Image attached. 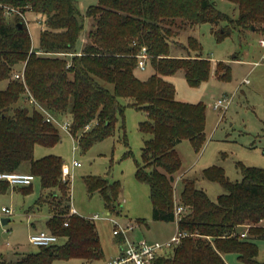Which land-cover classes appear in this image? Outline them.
I'll use <instances>...</instances> for the list:
<instances>
[{"label":"trees","instance_id":"16d2710c","mask_svg":"<svg viewBox=\"0 0 264 264\" xmlns=\"http://www.w3.org/2000/svg\"><path fill=\"white\" fill-rule=\"evenodd\" d=\"M0 1L24 14L33 13L41 25L39 46L33 48L28 24L20 16L7 17L0 6V84H4L0 87V173L19 171L28 163V172L42 185L37 204H48L52 212L47 229L64 240L40 247L14 264H52L73 258L92 262L104 257L95 222L70 214L71 185L62 176V157L35 158L37 145L53 147L61 141V129L45 121L41 110L27 101V90L56 117L71 119V134L83 152L114 134L127 105L146 113L139 130L148 138L141 161L136 162V178L149 186L152 219L177 221L178 232L184 234L170 256L160 257L155 264H227V253H235L244 264H264L258 260L256 243L264 240V168L239 163L242 178L235 181L219 166L205 168L202 177L221 184L225 192L213 201L195 179L182 178L176 199V176L182 166L176 145L189 140L200 150L206 141L207 113L202 101L178 100L174 84L166 79L183 71L191 86H199L212 68V61L201 54L172 55L173 43L185 47L177 41L179 28L225 23L212 29L218 41L252 26L264 32V0H230L238 7L236 19L219 10L216 0H99L85 14L77 0ZM86 18L91 27L80 53L76 47ZM189 43L201 52L197 39L190 37ZM143 48L150 55L147 66L154 69L147 79L136 73ZM229 71L224 62L215 65L219 78H227ZM18 72L24 73L25 82L14 78ZM85 183L90 194H101L110 214H121L119 180L88 177ZM9 187L0 180V193ZM176 206L184 210L176 214ZM137 222L148 226L144 219ZM242 226L247 228L246 236L239 233ZM116 241L124 238L118 236ZM0 264L10 263L1 259Z\"/></svg>","mask_w":264,"mask_h":264},{"label":"rangeland","instance_id":"374dc122","mask_svg":"<svg viewBox=\"0 0 264 264\" xmlns=\"http://www.w3.org/2000/svg\"><path fill=\"white\" fill-rule=\"evenodd\" d=\"M83 14L90 5L99 0H77ZM219 10L236 19L239 15L238 7L230 0H216ZM28 29L32 38L33 48H38L41 25L33 13L25 14ZM225 23L214 26L201 23L179 28L177 41L185 47L171 45L174 57L186 58L190 55L202 57L212 61L209 77L199 86H191L185 78L184 72L179 71L166 79L176 88V98L180 101L206 104V141L200 150H196L189 140H183L176 145L182 159V166L177 173L175 182V196L179 200L181 179L193 178L197 187L204 190L215 201L225 192L221 184L202 177L203 169L219 166L224 169L231 180L242 178L239 163L251 167L264 168V47L259 44L264 39L263 30L247 28L235 30L230 36L218 41L213 28H221ZM91 20L86 18L83 34L88 33ZM198 40L202 46L199 53L197 47L191 46L189 38ZM81 40L76 49L83 46ZM191 48V49H190ZM224 62L230 68L227 78L215 75V65ZM154 71L152 67L146 70L138 69L137 75L147 79ZM1 83L0 87L3 88ZM224 97L232 98L227 109L214 108L215 102ZM26 101V100H25ZM127 104L126 101H124ZM147 118L144 111L126 106L124 115L119 116L116 129L112 136L100 141L83 152L78 138L60 130L61 141L53 147L37 145L35 158L45 155H59L67 164L72 175L64 178L71 185V209L95 222L104 257L100 260L88 262L83 259L55 260L52 264H106L118 256L124 248V243L116 242L113 220L122 226L135 225L129 237L134 241L148 240L167 241L176 235L177 225L171 222H160L152 219L153 205L150 199L149 186L136 178V162L141 161L142 147L148 136L139 130V123ZM125 124V130L122 128ZM126 134V135H125ZM131 151L130 155L126 152ZM80 162V166L73 168V160ZM28 163H24L19 171H28ZM88 177L108 178L110 181L119 180L122 192L119 199L121 214H110L99 192L90 194L85 179ZM42 190L41 181L36 177L28 187L10 186L6 193H0V213L2 207L10 209L11 216H0V260L14 264L24 255L37 252L40 247L30 243L32 233L46 230L47 218L52 214L46 204H36ZM32 208L30 213L28 209ZM101 216L95 218L94 216ZM10 217L11 221L3 225L1 218ZM139 219L149 224L137 225ZM64 240L61 239L60 243ZM260 258L264 260V247Z\"/></svg>","mask_w":264,"mask_h":264},{"label":"built area","instance_id":"2783aa9c","mask_svg":"<svg viewBox=\"0 0 264 264\" xmlns=\"http://www.w3.org/2000/svg\"><path fill=\"white\" fill-rule=\"evenodd\" d=\"M0 6L4 7L5 15H7V17L12 18L15 16H20L28 24L25 14L18 9L4 5L1 1ZM259 44L264 47L263 38L259 40ZM137 57L138 68L145 70L147 67V60L150 57L147 49L143 48ZM14 78L25 82V76L23 72L16 73ZM26 99L30 104H35L41 110L45 121L55 124L62 131L67 132L76 139V137L71 134V119L68 117H64L62 119L56 117L50 110L41 106L29 90H27ZM231 100L232 98L229 97L220 98L215 102L214 108L219 109L223 107L227 109L231 103ZM78 166H80V162L74 159L72 167L75 168ZM71 175L72 173L70 167L67 164H64L62 166V176L67 178ZM35 179L36 176L31 172L14 171L0 173V180L8 182L12 186H30L33 184ZM183 210L184 208L182 206H176V214H180ZM2 211L6 215L12 214L10 209L6 207H3ZM71 213H76V210L73 208ZM94 217L99 218L101 216L95 215ZM113 222L116 226L114 229V234L124 238V248H122L118 256L109 260L106 264H155V262L160 257L170 256L171 252L179 244L181 238L184 236V234L178 232L170 240L164 242L155 241L151 243L146 239L142 241H134L129 237V232L134 228L132 225L122 226L115 220H113ZM65 225H67V223H65ZM246 234L247 233H243L242 236H246ZM29 240L34 246L47 247L59 243L60 237L50 231L40 230L32 233L29 237Z\"/></svg>","mask_w":264,"mask_h":264},{"label":"crops","instance_id":"0c3cea01","mask_svg":"<svg viewBox=\"0 0 264 264\" xmlns=\"http://www.w3.org/2000/svg\"><path fill=\"white\" fill-rule=\"evenodd\" d=\"M83 41L84 43H83V46L81 47L82 49H83V47H84V44L86 43V40H87V34L84 36V34L82 33L81 34V36H80V38H79V41H78V43L80 42V41ZM78 43H77V45H78ZM82 49L81 50H79V52L81 53L82 52ZM148 68V66L146 67V69ZM145 69V70H146ZM65 164V163H64ZM63 164V165H64ZM25 172H28V171H25ZM177 180H178V177L176 176V183H177ZM10 186H12V185H10ZM176 186V185H175ZM14 187H18V186H14ZM20 187V186H19ZM21 187H24V186H21ZM41 192H42V190H41ZM40 197V196H39ZM176 197V196H175ZM38 200V199H37ZM178 200V199H177ZM36 204H37V201H36ZM45 204V203H44ZM37 205H39V204H37ZM46 205H48V204H46ZM49 206V205H48ZM3 208V207H2ZM74 208V207H73ZM32 208L30 207V209H28V213H30V211H32L31 210ZM75 210H76V208H74ZM76 214H78L77 213V210H76ZM52 215V214H51ZM51 215L47 218V219H49L50 217H51ZM0 216H8V214L6 215L3 211H2V209H1V213H0ZM9 216H11V215H9ZM48 221V220H47ZM47 221H46V223H47ZM155 221V220H154ZM160 222H162V221H160ZM171 223H176V225H177V232H178V224H177V221H174V222H171ZM136 224L137 225H139L138 224V222H136ZM128 225H132L133 227L135 226V225H133V224H128ZM141 226V225H140ZM144 226V225H143ZM147 227H149V224H148V226ZM47 231H49L48 229H46ZM239 233L242 235L243 233H247V228H246V226H242V227H240L239 229ZM130 233V232H129ZM173 237V236H172ZM171 237V238H172ZM131 238V237H130ZM117 239V238H116ZM117 242V241H116ZM123 243H124V241H123ZM256 243H257V246H258V248H259V255H258V260H259V262H264V260H262L261 258H260V255H262L261 254V250H262V248L264 247V240H261V239H258V240H256ZM224 258H225V261H226V263L227 264H244L243 262H241L239 259H238V257H237V255L235 254V253H227V254H225L224 255Z\"/></svg>","mask_w":264,"mask_h":264},{"label":"water","instance_id":"95a60500","mask_svg":"<svg viewBox=\"0 0 264 264\" xmlns=\"http://www.w3.org/2000/svg\"><path fill=\"white\" fill-rule=\"evenodd\" d=\"M18 26H19L20 28H22V27H23V24H22V23H19ZM252 29L255 30V27L252 26ZM10 221H11V218H10V217H7V218H1V222H2L3 225L8 224Z\"/></svg>","mask_w":264,"mask_h":264}]
</instances>
